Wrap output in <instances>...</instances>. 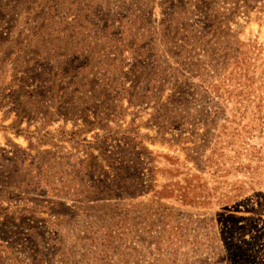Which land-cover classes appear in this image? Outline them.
<instances>
[{
  "label": "rangeland",
  "instance_id": "rangeland-1",
  "mask_svg": "<svg viewBox=\"0 0 264 264\" xmlns=\"http://www.w3.org/2000/svg\"><path fill=\"white\" fill-rule=\"evenodd\" d=\"M0 264H264V0H0Z\"/></svg>",
  "mask_w": 264,
  "mask_h": 264
}]
</instances>
